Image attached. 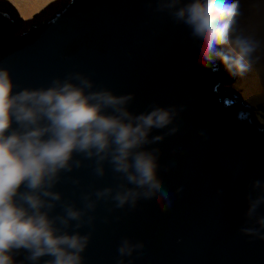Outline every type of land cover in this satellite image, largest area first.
Returning a JSON list of instances; mask_svg holds the SVG:
<instances>
[{
	"label": "water",
	"instance_id": "95a60500",
	"mask_svg": "<svg viewBox=\"0 0 264 264\" xmlns=\"http://www.w3.org/2000/svg\"><path fill=\"white\" fill-rule=\"evenodd\" d=\"M155 8L149 0H65L25 24L16 7L0 0V67L10 69L14 91L81 72L97 89L134 93L128 105L134 114L153 106L178 111L176 134L146 146L160 149L158 176L171 206L161 212L155 200H143L135 209H115L100 201L91 213L94 226L79 229L92 233L84 264H117L122 238L143 244L125 264H264V240L239 231L246 226L247 197L258 195L252 182H264V122L236 88L238 76L219 61L217 71L198 63L197 42L185 25ZM260 108L264 112V103ZM83 163L62 174L55 189L78 208L82 194L121 182L109 165L97 177L94 162ZM177 188L183 190L177 194ZM257 215H264V205Z\"/></svg>",
	"mask_w": 264,
	"mask_h": 264
},
{
	"label": "clouds",
	"instance_id": "9594fccd",
	"mask_svg": "<svg viewBox=\"0 0 264 264\" xmlns=\"http://www.w3.org/2000/svg\"><path fill=\"white\" fill-rule=\"evenodd\" d=\"M152 2L156 12H167L185 25L197 42V61L203 67L217 71L219 61L236 77L259 59L255 54L261 41L240 28L239 0ZM15 88L10 69L0 67V264H40L45 257L43 264H84L82 254L92 233L79 229L94 226L91 213L100 201L112 202L115 209H135L143 200H155L161 212L168 210L170 195L158 176L160 149L146 146L176 134V107L153 106L134 114L128 107L134 93L97 89L81 72L57 77L48 87ZM154 129L167 131L152 136ZM197 135L204 137V131ZM84 160L94 162L97 177L105 176L109 165L121 182L82 194L83 207L78 208L55 189L62 174L83 167ZM71 179L80 183L79 178ZM251 188L258 195L247 197L246 226L239 231L264 240V215H257L264 205V182L255 180ZM182 190L177 188L176 193ZM58 206L61 211L56 213ZM142 248L143 244L122 238L117 264H125V257L136 258ZM22 254L24 259L17 261Z\"/></svg>",
	"mask_w": 264,
	"mask_h": 264
},
{
	"label": "bare ground",
	"instance_id": "6f19581e",
	"mask_svg": "<svg viewBox=\"0 0 264 264\" xmlns=\"http://www.w3.org/2000/svg\"><path fill=\"white\" fill-rule=\"evenodd\" d=\"M16 10L25 24L39 19L51 10L61 6L65 0H7ZM247 2L246 4L244 2ZM243 15L240 28L245 35H251L261 41L262 47L255 54L258 60L243 76L235 81L236 88L252 105L264 98V0H239ZM253 92V93H252ZM256 93V94H254ZM264 103V102H263Z\"/></svg>",
	"mask_w": 264,
	"mask_h": 264
},
{
	"label": "rangeland",
	"instance_id": "374dc122",
	"mask_svg": "<svg viewBox=\"0 0 264 264\" xmlns=\"http://www.w3.org/2000/svg\"><path fill=\"white\" fill-rule=\"evenodd\" d=\"M244 3L246 4L247 2L245 1ZM241 9H242V7H241ZM252 93H253V92H252ZM254 94H256V93H254ZM263 102H264V98H263L262 101L257 102V103H255V104L253 105L254 112H255V116H256L257 120H258L259 122H261V123L264 122V121H263V118H262V115L264 114V112H263V111L261 110V108H260V107H262Z\"/></svg>",
	"mask_w": 264,
	"mask_h": 264
}]
</instances>
